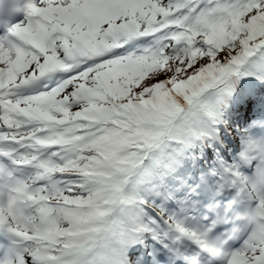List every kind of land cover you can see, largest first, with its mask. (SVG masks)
I'll use <instances>...</instances> for the list:
<instances>
[{
	"label": "snow or ice",
	"instance_id": "obj_1",
	"mask_svg": "<svg viewBox=\"0 0 264 264\" xmlns=\"http://www.w3.org/2000/svg\"><path fill=\"white\" fill-rule=\"evenodd\" d=\"M0 264H264V0H0Z\"/></svg>",
	"mask_w": 264,
	"mask_h": 264
}]
</instances>
